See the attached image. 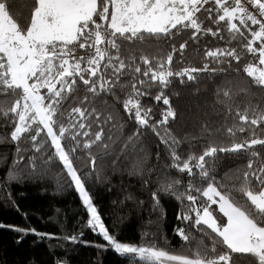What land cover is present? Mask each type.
Segmentation results:
<instances>
[{
  "label": "snow or ice",
  "instance_id": "snow-or-ice-1",
  "mask_svg": "<svg viewBox=\"0 0 264 264\" xmlns=\"http://www.w3.org/2000/svg\"><path fill=\"white\" fill-rule=\"evenodd\" d=\"M205 75L223 80L214 91L221 120L177 134L166 90L177 78ZM253 88L264 90V0H0V145L14 147L10 163L0 153L7 167L0 184L20 182L23 168L36 179L54 171L106 243L81 240L83 232L62 239L114 250L130 264H264V97ZM149 133L158 140L155 159L166 160L163 179L147 168ZM103 160L139 177L158 219L164 195L180 202L181 250L162 234L144 232L148 243L137 244L106 226L87 187L101 179ZM0 229L19 233L17 244L29 234L61 239L34 227L0 222Z\"/></svg>",
  "mask_w": 264,
  "mask_h": 264
},
{
  "label": "trees",
  "instance_id": "trees-1",
  "mask_svg": "<svg viewBox=\"0 0 264 264\" xmlns=\"http://www.w3.org/2000/svg\"><path fill=\"white\" fill-rule=\"evenodd\" d=\"M186 38L187 36L179 38L177 44ZM214 44L215 42L212 46ZM186 55L191 64L200 66V60L192 54L191 48ZM182 66L184 65H175L176 68ZM227 75L231 77L234 74ZM242 77L241 73L237 79L243 86H247L248 80ZM222 83L221 77L207 75L201 76L197 81L184 84L180 83L179 78L174 80L172 86L166 90V94L170 96L172 106L177 111V120L172 125L177 134L195 133L199 125L206 120H221V117L215 114L220 109L214 108V91ZM253 92L257 98L264 97V90L253 88ZM146 103L155 105L157 109L164 107L150 99ZM3 132L4 129L0 128V133ZM145 139L152 152V156L147 161V168L156 166L160 179H163L166 160L163 158V153L159 161L155 159L158 140L150 133ZM204 143V140L198 142L199 145ZM196 151L199 152L200 148L197 147ZM0 153L6 155L10 163L14 147L0 145ZM76 163L78 167L84 168L83 159ZM223 163L233 166L230 160H224ZM5 171L7 167L0 168V178L4 176ZM98 171L101 179L90 180L87 187L110 230H113L122 241L137 244L148 243V240L143 238L144 232L157 236L162 234L167 237L166 243L172 250L182 249V241L175 234L177 227L184 226L176 219L182 207L179 201L164 195L161 199V211L164 215L158 219L152 208L150 189L141 185L139 177L129 175L128 169L123 165L113 170L109 160L100 161ZM43 172L48 170L37 168V174ZM35 175L30 169L23 168V179L20 182L11 186L0 184V222L25 228L34 227L43 233H55L61 239L42 240L29 234L17 244L19 233L0 229V264H54L56 258L65 260L67 264H130V257L121 256L114 250L62 239L64 236L79 235L83 232L81 240L105 243L98 234L87 227L88 214L82 206L78 193L72 187L65 186L60 190L56 179L53 178L54 171L48 172L47 179H36ZM151 179L154 189L157 175H153ZM129 193H132L136 199H127ZM140 200L144 201L143 205L138 203ZM240 264H247V260L240 261Z\"/></svg>",
  "mask_w": 264,
  "mask_h": 264
},
{
  "label": "rangeland",
  "instance_id": "rangeland-1",
  "mask_svg": "<svg viewBox=\"0 0 264 264\" xmlns=\"http://www.w3.org/2000/svg\"><path fill=\"white\" fill-rule=\"evenodd\" d=\"M106 243V242H105Z\"/></svg>",
  "mask_w": 264,
  "mask_h": 264
}]
</instances>
